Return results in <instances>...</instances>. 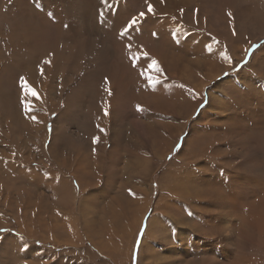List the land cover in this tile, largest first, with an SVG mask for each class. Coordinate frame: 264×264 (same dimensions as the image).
<instances>
[{"label":"rangeland","instance_id":"1","mask_svg":"<svg viewBox=\"0 0 264 264\" xmlns=\"http://www.w3.org/2000/svg\"><path fill=\"white\" fill-rule=\"evenodd\" d=\"M137 1L0 0V264H38L39 261L50 264L46 262L48 256H52L55 260L51 264H115L112 249L115 239L116 241L120 239V231L124 228L125 235L122 249L128 251L130 264H172L171 261L175 260L174 257H177V259L183 258L185 263H189L194 259V256L195 261L190 264H194L198 260L204 262L202 264H217L218 261L223 262L227 259L226 254L232 256L230 244H224L219 238L208 237L209 230L212 231L214 228V216L206 219L207 221L204 219V216L207 215L205 212L206 207L210 212H215L220 204L216 200L205 202L203 208L199 210L200 212L195 211L190 216L185 209V218L180 217L182 216V210L178 206L177 196L168 194L163 177L165 168L175 172L178 168L185 167L190 153L185 157L181 156L176 161L175 157L185 144H189L188 137L194 126L197 124L200 126L199 123L203 125L207 122H203V119L200 122L198 121L209 105L212 92H215L218 98H223L224 102L229 105L230 100L232 101L235 98L240 100V94H235L233 92L234 88L229 83L233 80V76H243L241 82L250 86V88L253 86L259 87L264 83V20H262L264 17L255 12L258 0H184L186 3L185 12H187L184 24L197 25V29L193 28V30L197 34L199 45L188 44L171 48L169 46L173 44L169 41L158 43V48H163L166 51L172 50L181 59V63L176 66L178 71L191 68L189 70L195 74L198 73L200 76L198 82L201 79L205 81V85L201 90V99L190 115L188 111L191 108L192 101L183 97L173 87L174 80L170 77L173 69L164 67L162 79L155 83L153 87H149L140 85L137 83L135 76L124 71L120 64V50L118 47L108 64H103L108 69H111L113 64L115 72L122 71L125 75L124 80L117 74L118 72L112 73L110 77H113L119 83L118 97L121 102H125L124 105H119V107L128 122L131 121L134 124L138 121L150 119L161 125H168L160 129L157 142V137L155 136L156 139H154L153 133L150 134L149 141L146 140L142 146V154L145 153L144 155L151 156L153 159L154 170L152 175L146 176L142 180L145 181V184L142 183L137 186L135 179H128L125 186V183H120L124 182V176L121 173L119 174V170L123 167L120 164L123 165L127 159V152L132 151L128 140L123 139L120 142H113L111 134L109 135L110 138L108 137L104 142L98 140L94 135V130L92 131L93 126L84 117V114L87 115L88 113V110L84 108L91 105L92 101L99 100V83L106 82V79L101 76L98 65V63L101 64V61L103 62V58H101L103 57V51L101 47L98 48L97 46L100 42L99 33L101 28L99 24L95 23V14L99 10H105L106 19H108L109 14L111 16L115 15L119 3H125L128 8L122 10L124 23L129 24L133 20L137 23L136 19L141 18L140 13H134L133 6L136 5ZM261 2L264 1L261 0ZM144 8L145 4L143 3L141 13ZM129 9L131 10L128 11ZM262 21L263 23H261ZM245 26H248V29ZM252 26L255 30L252 29ZM250 29L254 30V33ZM82 36L84 39H82ZM130 43L136 46L141 45L138 38L131 40ZM72 44L75 45V48ZM202 47L208 50L206 52L199 51ZM241 49H244L243 53ZM229 54L232 56H229ZM219 55H221V58ZM260 55L262 57L259 62L263 65L255 64L253 67H249L248 64L253 63ZM253 56L255 59H253ZM226 57H229L231 62ZM45 61L50 63H45ZM210 64L215 65L214 68H211ZM227 64L229 65L227 66ZM208 73L215 76V78L210 79L208 75L206 76ZM22 77L35 90L36 96H33L23 86ZM164 84L170 85L166 95L152 100L151 95L161 90ZM128 85L129 87H126ZM263 86H260V91ZM125 87L126 92L124 93ZM171 89L174 92H171ZM238 90H243L240 84ZM223 92H225L224 95ZM175 95H179V98L183 99L180 100ZM79 98H82L81 101H79ZM168 99L174 100V103H179L177 108H180V114L178 117H175L173 110L165 105L164 101ZM67 101L69 102L67 103ZM26 105L31 107H26ZM137 106H140L141 110H138ZM225 107L227 109L226 105ZM241 109L244 111L245 107L237 104L229 112H234L235 115L240 116ZM186 115H189L188 118ZM225 120L226 118L222 121ZM255 121L254 116H248L244 117L243 124H241L242 117H239L238 123L244 126L240 130L242 134L238 138L234 137L233 141L235 142L232 141L219 149L229 154L228 164L235 161L231 152L241 137H244L248 132L255 137L258 133L264 131V121L261 125H256ZM221 125L227 124L222 123ZM254 129L255 131H253ZM199 131H201V127ZM230 131L232 133L237 132L234 129H230ZM206 141H208L207 138ZM259 141L264 142V137ZM193 142L196 143V137L190 143L192 145L189 151L194 146ZM170 143L173 144L171 149L168 150ZM65 147L70 150V158L64 151ZM124 148L126 149L124 150ZM121 150L123 153L120 152ZM45 153L46 155H44ZM165 153L166 155L163 156ZM182 154L181 152L179 155ZM205 157L207 160L217 162L210 153L206 154ZM9 158L12 165L18 166L17 169L12 166H4V160ZM35 159H39V161ZM62 159L63 161H61ZM64 161L71 167V172L62 167L61 163L64 164ZM171 162L173 164L169 165ZM76 163H80L85 168L84 173L76 172L80 176L78 179L73 177V169L74 166L76 167ZM51 173H59L60 179L69 181L72 189L70 191L71 195H69L73 198V201L70 203L71 208L69 207V209L78 225L75 246L71 244V240H68L70 237L65 228L67 222L64 220V212L60 210V205H62L60 200H62L63 195H61L62 192L59 193V189H62L64 185L59 184V189L55 187L54 190L55 182ZM105 175L107 177H104ZM187 177H191V172ZM86 183H89V185ZM240 183L244 187L242 198V201H244L250 200L255 191L257 192L264 185V179L262 178L256 183L250 182L251 185H246V180L240 181ZM133 185L140 188L144 187L136 190L139 191V193H136L137 198H130V194L134 192L135 188ZM72 193L76 197L72 196ZM55 199L59 201L56 202ZM91 200L94 202H90ZM192 201L187 200V204ZM185 203L183 202V205ZM89 205L93 206L89 207ZM165 206H168L167 212L171 214L166 215ZM139 210L141 213H139ZM142 214L140 228H138L134 240V226ZM158 216L161 218H157L156 221L150 223L152 219ZM148 221L152 235H148L143 239L153 240L151 237H154V228L158 224L159 229L161 228L162 231L160 238L156 240L165 239L157 244L156 251H164L165 258L169 257L171 261L165 259L162 263H148L146 261V250H144L143 258L138 257L141 238L147 228ZM91 224L92 226H90ZM91 227L94 228L91 229ZM41 240H43V243ZM178 240H184V242L179 243ZM94 245L105 247L106 255L102 253L100 255L95 250ZM162 246L163 248H171L164 250ZM238 251H241V249ZM242 251L238 252L237 258L240 259L239 255ZM221 258L224 260H221Z\"/></svg>","mask_w":264,"mask_h":264},{"label":"bare ground","instance_id":"2","mask_svg":"<svg viewBox=\"0 0 264 264\" xmlns=\"http://www.w3.org/2000/svg\"><path fill=\"white\" fill-rule=\"evenodd\" d=\"M143 3L145 4V8L143 9L144 15L141 16V18L139 20L136 19L137 23H129V24L124 23L125 22L123 19L124 14L122 13V10L128 8L127 4H125V3H119L115 15L111 16L109 14L108 19H106L105 10H99L95 14V17H94L95 23L99 24V27L101 28V32L99 33L100 34V42H99V45H97V46H98V48L101 47L102 51H103V57L100 56L101 58H103V62L101 61V64L98 63V65H99V68L101 70V76L106 79V82H103V83L100 82L99 83V86H100V91L98 90L99 91V96H98L99 100L96 102L92 101L91 105H89L88 107L85 106V108H84V109L88 110L87 115L84 114V117L93 126L92 131L94 130V135L98 140H102L104 142L105 140L108 139L110 134L112 135L113 142L114 141L120 142L123 139L128 140V142L130 144V149L132 151L127 152V154H128L127 159L123 165L120 164V166H123V167H121V169L119 170V174L121 173L124 176L123 177L124 182H120V183H125V186L128 183V179H135L137 181L136 185L138 186V185H141L142 183L145 182L142 180L145 179L146 176L152 175V172L154 170L153 159L151 158V156L144 155L145 153L142 154L143 153L142 152V148H143L142 146H143L144 142L146 140H148L150 134H153V133H154V139H156L155 136L157 137V140H156V142H157L159 140L158 136H159L160 129L162 127H166L168 125H164V124L161 125L160 123L153 122L150 119L138 121L134 124L131 121H129V122L127 121L128 119L126 118L125 114L122 112V110L119 107V105L125 104V102H123V101L121 102L119 97H118L117 90H119V83L116 79H114L113 77H110L112 73H117L118 71L115 72V70L112 66L113 64L111 65V69H108L105 67V65L108 64L110 58L113 56L114 52L117 50V47L120 50L121 67L124 69V71L126 73L135 76L137 78V83H139L142 86L146 85L149 87H153L154 81H160L162 79V77H163L162 71H163L164 67H166L168 69H173V72L170 74V77L173 78V80H174L173 87L177 90V92L181 93L183 95V97L189 98L192 101L191 108L188 111L189 115L193 111L196 104L200 101L201 90H202L203 86L205 85V81L202 79H201V81L198 82V78H200V76L198 75V73L195 74L194 72L189 70L191 68H184L182 71L181 70L178 71L176 69V66L181 63V59L178 58V56L172 50L166 51L163 48H160V47L158 48V43L163 42V41H167V42L169 41V43L173 44V45L169 46L171 48H178L177 46H185L188 44H192V45L198 44L199 45V42L197 39V34L193 30V28H196L197 25L193 26V25H191L192 23H190V24H187L188 25L187 26L184 24L185 23V17L187 16V12H185V6H186L185 1L184 0H138L136 5L133 6L134 7V13H141ZM149 4H151L152 8H153V10L151 12L148 10ZM130 10L131 9H129L128 11H130ZM255 12L259 16L264 17V2H261V0H258V4H257V8H255ZM262 20H264V19H262ZM92 22H94V21H92ZM193 23H195V22H193ZM261 23H263V21ZM90 24H91V22H90ZM245 25H246V23H245ZM245 27H247L246 29H248V26H245ZM260 27H262V26H260ZM240 28H241V26H240ZM252 29H254V27ZM136 35H138L140 37H138ZM201 36H202V33H201ZM135 38H138L140 40L141 45L136 46V45H133L130 43L131 40H133ZM82 39H84L83 36H82ZM89 39H92V38H89ZM77 41L79 42V40H77ZM232 41H234V40H232ZM72 45H74V44H72ZM209 45H210V43H209ZM73 47L75 48V45ZM207 47H208V45H207ZM226 48H228V47H226ZM244 49L243 50L241 49L242 53H243ZM207 50L208 49L203 48V47L199 49V51H201V52H206ZM83 51H85V50H83ZM226 51H228V50H226ZM242 53H241V55H242ZM226 55H228V54H226ZM220 56L221 55H219V57ZM229 56H232V55L229 54ZM261 57H262V55H260V57H258L255 61H253V63H249L248 66L253 67L255 64L262 66L263 64L259 62L261 60ZM253 59H255L254 56H253ZM153 61H155L156 63L154 64ZM230 62H231V60H230ZM112 63H113V61H112ZM115 63H117V62H115ZM212 63H214V61H212ZM103 64H105V65H103ZM228 65L229 64H227V66ZM213 66H215V65L210 64L211 68ZM186 67H188V65H186ZM223 69H224V67H223ZM255 70H256V68H255ZM201 71H199V72H201ZM121 72H118L117 74L120 77H122L124 80L125 75L123 74V72L122 73ZM216 72L219 73V71H216ZM241 72H243V71H241ZM207 75L209 76L210 79L215 78V76H213L212 74L208 73V74H206V76ZM255 76H257V75H255ZM149 78H151V79H149ZM243 78H244L243 76H239V77L233 76L232 77L233 80H231L229 82L231 84V86L234 88L233 92L235 94H240V97H239L240 100L235 98L232 101L230 100L231 103L229 105H227L224 102L223 98L222 99L218 98L216 96L215 92L211 93V95H210L211 99H210L209 105L203 111L202 118H200L198 121V122H200L203 119V122H205V121H207V122L204 123L203 125L201 123H199L200 126L198 124L194 126L192 133L188 137L189 144H185L184 147L182 148V150L175 157V161H176V160H179L181 156L185 157L186 155H188L190 153V156L189 157L187 156L188 159H187L185 167L182 169L178 168L175 172L173 170H170L169 168L164 169L163 180L166 182L165 187L167 189L168 194H173V195L175 194L177 196L178 201L177 200L176 201L178 202V206L182 210L181 211L182 216H180V217L185 218V212H184L185 209L189 213V215L192 216V214L195 213V211H199L203 208V205L205 202H212V201L216 200L220 204V207L215 212H210L208 210V207H206L205 212L207 215L204 216L205 220L214 216V225H213L214 228L212 229V231L209 230L210 234L208 235V237H214V239L219 238L221 240V242L223 241L224 244H226V245L230 244L231 245L230 253L232 254V256L230 257V254H228V255L226 254L225 257H227V259L224 260L223 258H221V260H224V261L223 262L218 261L217 264H264V185L261 186L257 192L255 191V193L253 194V196L250 200L242 201V198L244 195V187L240 183V181L242 182V181L246 180V185H251L250 182L256 183L260 179H262V178L264 179V145H262L264 142L259 141V139L264 137V131L261 133H258L255 137L253 135H251L249 132L246 133V135L244 137H241L240 141H237L236 145L234 146V148L231 152L233 157L235 158V161L231 162L230 164H228L229 154L227 152L219 150L222 146H226L229 143H231L233 141L234 137L238 138L242 134V132L240 130H242L244 128V126L240 125L238 123L239 117H242V123L241 124H243L244 117H248V116H254V118L256 120L255 121L256 125H261L262 121H264V86L260 91V86L264 85V83L262 85H259V87L253 86L250 88V86H247L243 82H241V80ZM70 79H72V78H70ZM100 80H98V81H100ZM102 80H104V79L102 78ZM126 80H128V79H126ZM123 84H124V81H123ZM239 84L243 87V90H238ZM126 87H129V85ZM126 87L124 89V93L126 92ZM169 87H170V85L164 84L162 89L156 93H153L150 98L152 100H156L158 97H161V96L164 97L166 95ZM171 92H174V91H172V89H171ZM72 93H73V91H72ZM81 93H82V91H81ZM224 93L225 92H223V95H224ZM95 94H96V92H95ZM71 96H73V95H71ZM170 96H172V95H170ZM175 96H177V95H175ZM177 97L179 98V95ZM226 97H228V96L226 95ZM252 98L254 100H251ZM81 99L79 98V101H81ZM83 99H85V98L83 97ZM179 99L182 100L183 98L182 99L179 98ZM175 101H177V100H175ZM68 102L69 101H67V103ZM168 102L170 104H167ZM88 103H89V101H88ZM164 103L167 106V108L173 110L172 112H173V115L175 117L179 116L180 108H177L179 106V103H177V102L174 103V100H172V99L171 100L168 99V100L164 101ZM237 104H241L245 107L244 111L241 109V115L240 116L235 115L234 112H232V113L229 112V110H233ZM138 105H140V104H138ZM225 105L227 106V109H226ZM157 106L159 107V104ZM72 109H73V107H72ZM153 115H156V114H153ZM153 115H151V116H153ZM189 115H186V117L188 118ZM162 117H163V115H162ZM224 118H226V120L222 121ZM222 123H226L227 125H221ZM200 127H201V131H199ZM230 129H234L237 132L232 133L230 131ZM253 131H255V129ZM195 137H196V143L193 142L194 146L189 151V148L192 145V144L190 145V143L192 142L193 138H195ZM206 138L208 139V141H206ZM91 141H93V140H91ZM233 142H235V141H233ZM111 143H112V141H111ZM172 144L173 143H170L168 145V150L171 149ZM233 144H235V143H233ZM60 148H61V146H60ZM122 149H123V147H122ZM125 149L126 148H124V150ZM64 151L66 152V155L68 156V158H70V150L67 147H65ZM105 151H107V150H105ZM88 152H90V151L88 150ZM120 152L123 153L122 150ZM181 152L183 154L179 155ZM48 153H49V151H48ZM166 153L163 156H165ZM208 153H210L217 162L207 160L205 155ZM44 155H46V153ZM42 156H43V154H42ZM123 156H124V154H123ZM47 157H48V155H47ZM125 158H126V154H125ZM90 159H91V157H90ZM123 159H124V157H123ZM35 160L39 161V159H35ZM61 161H63V159ZM122 161H124V160H122ZM94 163H95V161H94ZM3 164L5 167L6 166L7 167L12 166L14 169L15 168L17 169V167H18L17 165H12V161L10 158L7 160H4ZM76 164H77L76 167L74 166V169H73V177L78 179V178H80V176L76 172L84 173L85 168L80 163H76ZM172 164H173V162H171V164H169V165H172ZM174 164H176V163H174ZM61 165L64 169L66 168L70 172L72 171L71 167L69 166V164L66 161H64V164L62 162ZM97 167L94 166V168H96V169H97ZM115 169H117V168H115ZM61 171H63V170H61ZM55 172H57V171H55ZM189 172H191L190 178L187 177ZM47 174H49V173H47ZM51 176L53 177V181L55 182L54 190H55V187L57 189H59L58 188L59 184L64 185L62 187V189H59V193L62 192L61 195H63L62 200H60V201H62V203H61L62 205H60L61 206L60 210L64 212V220L67 222L65 224V228L67 229L66 232L69 233L70 238L68 240H71V244L75 246L76 245V239H77V233H78V225L75 222V219H74V216H73L71 210L69 209V207H70L69 205L73 201V198L70 196L71 195L70 191L72 190L71 186L69 184V181L63 180L64 181L63 182L60 179L59 173H51ZM110 176H112V175H110ZM104 177H107V176L105 175ZM86 178H88V177H86ZM87 181H89V180H87ZM136 181H134V182L136 183ZM110 184H112V183H110ZM87 185H89V183ZM116 187H117V183H116ZM134 187H132V188H134ZM143 188L142 187L141 188L135 187L133 190L134 192L132 194H130V198H133V197L137 198L136 193H139V191H136V190L137 189H143ZM9 189H10V187H9ZM89 189H90V187H89ZM126 191H127V189H126ZM81 192H83V191H81ZM13 193L15 194V192H13ZM19 193H21V192H19ZM73 193H74V190H73ZM73 193H72V196L76 197V195H73ZM115 193H117V192H115ZM54 194H55V192H54ZM119 195H120V190H119ZM75 197H74V199H75ZM115 197L117 199L116 195H115ZM57 200L55 199L56 202H57ZM75 200H77V199H75ZM187 200L188 201L193 200V201L190 204L189 203L187 204ZM131 201H132V199H131ZM90 202H94V201L91 200ZM183 202L184 203L186 202L185 205H183ZM103 203H104V201L102 202V204ZM120 203H122V202H120ZM77 206H78V204H77ZM84 206H86V205H84ZM90 206H93V205H89V207ZM13 207H15V206H13ZM20 207H21V204H20ZM100 207H101V205H100ZM87 208H88V205H87ZM92 208H91V210L94 212V210ZM167 208H168V206H165V213H166V215H169L170 212L169 213L167 212ZM140 210H139V213H141ZM30 211H31V209H30ZM49 211L51 212V210H49ZM101 211H102V209H101ZM50 214H52V212ZM143 214L140 216V219L137 221V224L134 226V231H133V232H135L134 240L136 238V233L138 231V228H140V222H141V218H142ZM86 215H85V217L87 218ZM89 215H90V213H89ZM90 216H89V218H91ZM190 216H189V218H190ZM157 218H161V217L158 216L155 219H152L150 223L156 221ZM187 219H185V220H187ZM54 221H56V220H54ZM91 221H92V219H91ZM43 224H45V223H43ZM92 224L90 226H92ZM191 224L192 223L190 222V225ZM29 227H30V225H29ZM93 228L91 227V229H93ZM135 228H136V230H135ZM160 229H159V225L156 224L155 228H154V237H151L153 240H144L146 236L152 235L151 226L149 225V221H148L147 228L145 229L144 234L141 238L138 257L143 258L142 256L144 255V250H146V261L148 263H162L163 261H165V259L167 261H171V259L169 257H168L169 259L165 258L164 251L163 252L158 251V250H157L158 252L156 251L157 244L160 241H163L165 239V238H163V240H156V239L160 238V236H161L162 230H160ZM163 229H164V227H163ZM119 235H120L119 236L120 239L117 241L115 239L113 249H112L113 254H114V262H115V264H130V258H128V254H127L128 251H126V250L123 251V249H122L123 248V237L125 235V228L123 230L121 229ZM66 238H68V237H66ZM211 239H213V238H211ZM43 240H41L42 243H43ZM210 241H213V240H210ZM48 242H49V240H48ZM178 242L183 243L184 240H178ZM190 242L191 241L189 240V243ZM216 242H218V241H216ZM163 243L165 244V241ZM166 244H167V242H166ZM220 244H218V245H220ZM72 245H70V246H72ZM185 245H187V244H185ZM94 246L96 247L95 250H97L100 253V255H101V253L106 255L105 247L97 246V245H94ZM170 246H172V245L170 244ZM170 248L169 247L163 248V246H162V249H164V250H167ZM200 248H202V247H200ZM173 249H172V253H173ZM176 249H178V248H176ZM239 249H241V251L243 250L242 253L239 255L240 259L236 257L238 252H241V251H238ZM213 251H215V250H213ZM38 256L40 257V255H38ZM221 256H223V255L221 254ZM174 258H175V260L171 261L172 264H181V263L182 264H190L193 261H195V256H194V259L191 260V262H189V263H185V261H183V258L182 259H177V257H174ZM46 262L51 264L52 262H55V260L52 258V256H48ZM202 263H204V262L198 260L194 264H202ZM38 264H44V262L39 261ZM164 264H166V263H164Z\"/></svg>","mask_w":264,"mask_h":264},{"label":"snow or ice","instance_id":"3","mask_svg":"<svg viewBox=\"0 0 264 264\" xmlns=\"http://www.w3.org/2000/svg\"><path fill=\"white\" fill-rule=\"evenodd\" d=\"M148 10H149L150 12L153 10L151 4L148 5ZM140 15L143 16L144 13L142 12V13H140ZM229 15H231V13H229ZM132 23H135V20H133ZM226 58L230 60V58H228V57H226ZM45 63H50V62H49V61H45ZM153 63L155 64L156 62L153 61ZM149 79H151V78H149ZM21 80L24 81V78L22 77ZM158 82H159V81H154L153 83L155 84V83H158ZM23 86H24V87L28 90V92H30L33 96H36V95H37V93L35 92V90L32 89V88L27 84L26 81H24ZM26 107H31V106H30V105H26ZM137 107H138V110H141V109H140V106H137Z\"/></svg>","mask_w":264,"mask_h":264}]
</instances>
